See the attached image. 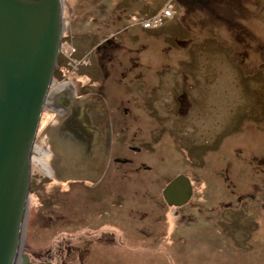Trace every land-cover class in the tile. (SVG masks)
I'll return each mask as SVG.
<instances>
[{"label": "rangeland", "instance_id": "rangeland-1", "mask_svg": "<svg viewBox=\"0 0 264 264\" xmlns=\"http://www.w3.org/2000/svg\"><path fill=\"white\" fill-rule=\"evenodd\" d=\"M62 1V33L65 36L67 32L71 47L63 42L60 52L67 55L62 62L68 61L66 57L70 58L64 73L78 95L92 90L97 84L93 51L96 43L112 37V42L124 43L128 49V74L113 85L116 98L124 97L122 92L128 87L124 108L137 113L139 118L140 124L128 129V144L153 150L152 153L142 150L140 156L153 170L139 176L143 179L144 176L158 177L161 170L175 169L171 148L188 146L213 150L206 159L208 164L201 169L205 179L193 182L195 195L192 201L200 205L197 206L200 209L181 208L189 210L192 217H182L175 229L174 236H178L179 244L171 248L169 239L158 238L154 247H159L158 252L161 253L153 255L145 248L128 254V247L95 243L89 247L85 264H99L100 259L101 264H157V261L161 264H264V229L261 227L253 239V236L249 237L248 230L252 222L239 218L240 212L249 211L252 201L249 206L244 204L236 208L240 212L220 206V202L235 201L234 193L227 188L222 176H229L235 194L244 193L251 189L250 185L255 180L253 157L264 158V126L262 123L260 127L254 125L264 116V82L254 76L251 66L255 55L262 54L264 49V0H214V3H205L213 8L214 13L198 4H186L183 0ZM164 8H170L172 15L165 18L162 25L142 26L141 23ZM67 38L63 39L67 41ZM72 48L76 53L73 52L71 58L68 55ZM176 81L179 82L176 88L186 89V92L181 89L177 92L185 96L190 106L189 115L196 117L187 123L181 116L165 117L157 110L159 104L171 100V87ZM159 111L163 113L160 108ZM50 118L51 113L44 109L36 144L46 138L41 145L51 154H56V148L51 146L54 143L47 123ZM129 137L135 142H131ZM128 155L133 156L129 150ZM52 156L47 157V163L54 168L56 157ZM160 156L165 157V163L157 162ZM30 168V193L22 239L27 237L28 244L36 249L60 246L58 251L64 256L67 251L61 249L66 241L63 236H75L77 228L72 227L77 225L69 227L70 223H63L43 230L48 225L47 204L43 200L50 184L35 185L33 178L41 179L48 174L35 162H31ZM164 180L132 181L135 195L128 196V201H131L128 214L144 212L149 215L153 207L167 213L170 208L162 202L160 194ZM55 196L61 202V196ZM38 201L44 207L35 213ZM64 201L74 210L79 202L73 190L64 193ZM209 208H218L223 213L213 217ZM254 214L249 212L244 217L251 219ZM116 217L120 224L125 223L118 215ZM194 219L198 224L190 222ZM140 224L139 220L131 223L128 220V232L134 229L132 233L136 234ZM164 233L166 231L161 230L159 236ZM146 240L142 235H135L136 245ZM72 254L70 252L69 257L62 261L78 264L76 259H72Z\"/></svg>", "mask_w": 264, "mask_h": 264}, {"label": "flooded vegetation", "instance_id": "flooded-vegetation-1", "mask_svg": "<svg viewBox=\"0 0 264 264\" xmlns=\"http://www.w3.org/2000/svg\"><path fill=\"white\" fill-rule=\"evenodd\" d=\"M183 1L193 6L198 4L202 6L201 8L210 9L214 13L213 8L205 4L209 1L214 3V0ZM223 1L221 0V2ZM65 33L66 35H63L61 39V45L65 42L67 46L71 47L67 32L65 31ZM64 37L67 38V41L63 39ZM111 38L108 37V39L99 41L94 46L96 76L98 74L97 84L93 85L92 90L81 95H78L73 85H70L71 82H67L64 69L69 64L70 58L67 59L66 57L68 61L62 62L67 55L60 52L54 72L55 82L50 88V95L55 92L58 86L64 84L73 87L74 92L71 97L58 93L52 97L56 106L60 108L58 111L47 106L44 108L51 113V118L47 123H49L51 130L49 131L52 133L50 139L54 143L51 146L57 150L56 154L52 153L56 157L55 169L51 167L52 172L45 175L44 178H33L36 181L35 185L50 184L47 186L49 191L43 200L47 204L48 218V225L43 230L53 229V227L63 223H70L69 227L77 225V227H72L77 228L75 236L73 234L63 236L66 241L62 243L61 249L67 251L66 255L73 252L72 259H76L78 264H85L90 252L89 247L95 243H99L100 246L102 244H114L119 248L128 247V254L138 253L139 248H145L147 252H153V255L161 253L158 252L159 247H154L158 243L156 240L158 238L169 239L168 243L171 248L179 244L178 236H174L175 229L181 223L182 217H192L189 210H182L181 208L190 206L200 209L197 207L200 205L192 201L195 195L193 182L196 183L205 179L201 169L208 164L206 159L213 152L208 148H189L188 146H185L188 148H171L175 169L161 170L158 177H152L156 179V182H160L162 178L165 179L160 194L162 202L170 209L164 214L156 207H153L149 215L144 212H139L137 215L128 214V207H131L128 196L135 195L133 192L134 182L132 181L143 182L152 179L147 176H144L143 179L142 176H139L146 175L153 170V167L140 154L142 150H148L151 153L153 150L152 148H138L128 144V129L135 124L139 125L140 122L139 118L136 117L137 113L128 112V109L124 108V99H126L125 95H128V87H125L122 92L124 97L116 98L115 96L113 83L118 82L120 78H124L128 74V49L123 46L124 43L123 45L114 43ZM242 51L246 50L242 49ZM71 52L72 55L69 54L68 56L72 58L73 52L76 53L75 48H72ZM251 66L254 76L259 80L262 78L264 82V49H262V54L255 55ZM178 83L176 81L171 87L173 90L170 92L172 94L171 100L159 104L157 110L161 116H181L187 123L195 120L196 117L189 115L190 110L188 111V108L190 106L185 96L182 97L180 96L182 93L177 92L179 89L186 92V89L176 88ZM171 104L172 106H170ZM174 105L175 109H173ZM159 108L163 111L162 114ZM261 123L264 126V116L263 119H257L254 125L260 127ZM196 128L200 131V128ZM131 137L134 138L135 136ZM129 140L134 141L130 137ZM128 150L132 152V157L128 155ZM157 162L165 163V157H158ZM253 165V179L255 180L250 185L251 189L245 190L244 193L235 194L229 176H222L226 180L227 188L234 193L235 201L220 202V206L223 209L228 207L240 212V209L236 208L244 204L249 206L252 201L249 211L240 212L239 218H242L244 222H252L248 226L249 237L252 238L253 236V239H256L260 228L264 229V158L254 156ZM177 177H180V181L174 192L170 193L169 199L172 204H169L164 195V190ZM128 184H130L129 188ZM71 190L79 201L75 210L69 208L64 201V193ZM37 192L39 193V191ZM58 194L61 196L62 203L55 196ZM39 195L43 196L41 193ZM35 196L38 199V195ZM38 203L39 209L37 210L36 206L35 213L40 212L44 207L42 202L38 201ZM208 211L212 212L213 217L223 213L218 208H209ZM249 212L256 214L251 219L245 218L244 216L249 215ZM116 215L125 223L120 224ZM59 216L60 218H58ZM128 220L130 223L136 220L141 221L139 229L135 230V233L145 237L147 239L145 242L136 245V234L132 233L134 229H129L131 233L128 232ZM190 222L198 224L196 219L190 220ZM166 227H169L170 230L168 231ZM161 230L166 231V233L159 236ZM116 238L117 241H115ZM59 247L56 245L44 250L41 247L36 249L28 244L26 237L25 240L22 239L17 264H68L67 261L62 260L68 258L69 255L61 256V252L58 251ZM99 264H101V259ZM124 264L128 263L125 262ZM157 264L161 263L157 261Z\"/></svg>", "mask_w": 264, "mask_h": 264}, {"label": "water", "instance_id": "water-1", "mask_svg": "<svg viewBox=\"0 0 264 264\" xmlns=\"http://www.w3.org/2000/svg\"><path fill=\"white\" fill-rule=\"evenodd\" d=\"M61 36L56 0H0V264L19 261L29 195V149L37 136ZM179 179L164 190L169 204Z\"/></svg>", "mask_w": 264, "mask_h": 264}, {"label": "bare ground", "instance_id": "bare-ground-1", "mask_svg": "<svg viewBox=\"0 0 264 264\" xmlns=\"http://www.w3.org/2000/svg\"><path fill=\"white\" fill-rule=\"evenodd\" d=\"M62 0H56V7L57 10H59L62 6ZM61 16H62V9H61ZM64 24V23H62ZM63 27V25H62ZM64 33H62L61 39L63 37ZM67 49L66 46H63V49ZM57 65V64H56ZM56 70V68H55ZM55 82V78L53 75V78L51 80L50 83V87L54 84ZM50 87L48 89V92L46 93L45 96V100H44V106L46 107H50V108H54L57 111L60 109L56 106V104L54 103V99L52 98L53 96H55V94H64L66 96L71 97V95L73 94V88L69 85V84H64L62 86H58V88L55 90V92L53 94L50 95ZM44 107V108H45ZM44 110V109H43ZM37 138V136H36ZM45 138H42V141H44ZM40 140V144H36V139L35 142L33 143V145L31 146L30 150V162H35L38 165V168L40 167L43 171H45L47 174H50L52 172V168L48 165L47 163V157L52 156V154L49 152V150L44 149V147L41 145L43 142ZM46 158V159H45ZM20 251V248H19ZM18 251V254H19Z\"/></svg>", "mask_w": 264, "mask_h": 264}, {"label": "built area", "instance_id": "built-area-1", "mask_svg": "<svg viewBox=\"0 0 264 264\" xmlns=\"http://www.w3.org/2000/svg\"><path fill=\"white\" fill-rule=\"evenodd\" d=\"M172 10L170 8L161 9L159 12L156 13L155 16L152 18L145 20L142 24L144 28L148 27H157L163 24L164 19L167 17H171Z\"/></svg>", "mask_w": 264, "mask_h": 264}, {"label": "trees", "instance_id": "trees-1", "mask_svg": "<svg viewBox=\"0 0 264 264\" xmlns=\"http://www.w3.org/2000/svg\"><path fill=\"white\" fill-rule=\"evenodd\" d=\"M210 7V6H209Z\"/></svg>", "mask_w": 264, "mask_h": 264}]
</instances>
